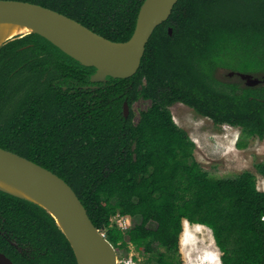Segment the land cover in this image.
<instances>
[{"label": "trees", "instance_id": "obj_1", "mask_svg": "<svg viewBox=\"0 0 264 264\" xmlns=\"http://www.w3.org/2000/svg\"><path fill=\"white\" fill-rule=\"evenodd\" d=\"M4 1L42 6L126 43L146 0ZM220 70L263 78L264 0H180L154 31L138 73L105 84L92 83L95 68L42 36L18 37L0 48V148L63 179L117 251L132 245L157 264H182L187 221L212 231L221 264H264L257 175L211 177L171 112L183 104L264 141V83L223 81ZM141 100L151 107L135 123L124 105ZM255 170L264 180V160ZM116 213L131 219L125 233L111 225ZM0 253L14 264H78L46 210L2 191Z\"/></svg>", "mask_w": 264, "mask_h": 264}, {"label": "water", "instance_id": "obj_2", "mask_svg": "<svg viewBox=\"0 0 264 264\" xmlns=\"http://www.w3.org/2000/svg\"><path fill=\"white\" fill-rule=\"evenodd\" d=\"M179 2L146 0L139 13L135 33L126 43L107 40L58 12L26 2L0 0V23L34 30L31 34L47 39L83 66L95 68L97 72L92 83L105 84L108 78L125 80L138 73L154 31L170 19ZM169 33L173 35V30L169 29ZM27 35H19L12 40ZM229 76H238L249 88L264 83V76L262 79L247 74L230 73ZM129 113L130 107L126 102V118ZM0 176L21 184L47 206L33 203L54 218L69 240L78 264H119L117 250L96 228L75 191L63 179L1 148ZM0 264L14 263L0 253Z\"/></svg>", "mask_w": 264, "mask_h": 264}, {"label": "rangeland", "instance_id": "obj_3", "mask_svg": "<svg viewBox=\"0 0 264 264\" xmlns=\"http://www.w3.org/2000/svg\"><path fill=\"white\" fill-rule=\"evenodd\" d=\"M217 77L223 81L231 78L225 70L218 71ZM231 79L235 81L237 78ZM150 107L151 102L144 100L134 104L130 108V113H134V122L138 123L141 114ZM171 112L175 123L186 130L195 142V158L211 177L233 179L245 171H251L257 175L258 189L264 191V180L255 170V165L264 160V141L244 138L238 128L217 127L211 120L200 117L183 104L173 106ZM240 140L245 144L243 148L237 146ZM117 256L119 264H125L130 259H133L134 264H157L150 261V256L138 253L132 245L117 251ZM180 256L182 264H221L222 254L211 230L185 222Z\"/></svg>", "mask_w": 264, "mask_h": 264}, {"label": "bare ground", "instance_id": "obj_4", "mask_svg": "<svg viewBox=\"0 0 264 264\" xmlns=\"http://www.w3.org/2000/svg\"><path fill=\"white\" fill-rule=\"evenodd\" d=\"M34 33V30L11 23H0V48L19 35ZM0 190L21 199L47 207L34 193L6 177L0 176ZM197 227H200L197 225Z\"/></svg>", "mask_w": 264, "mask_h": 264}, {"label": "built area", "instance_id": "obj_5", "mask_svg": "<svg viewBox=\"0 0 264 264\" xmlns=\"http://www.w3.org/2000/svg\"><path fill=\"white\" fill-rule=\"evenodd\" d=\"M112 227L118 228L122 232H126L132 226L131 219L129 217H124L121 213H116L111 217ZM125 264H134L133 259L125 262Z\"/></svg>", "mask_w": 264, "mask_h": 264}, {"label": "clouds", "instance_id": "obj_6", "mask_svg": "<svg viewBox=\"0 0 264 264\" xmlns=\"http://www.w3.org/2000/svg\"><path fill=\"white\" fill-rule=\"evenodd\" d=\"M185 222H187V221H185ZM185 222H184V225H185ZM189 223V222H188Z\"/></svg>", "mask_w": 264, "mask_h": 264}, {"label": "flooded vegetation", "instance_id": "obj_7", "mask_svg": "<svg viewBox=\"0 0 264 264\" xmlns=\"http://www.w3.org/2000/svg\"><path fill=\"white\" fill-rule=\"evenodd\" d=\"M94 84H100V83H94Z\"/></svg>", "mask_w": 264, "mask_h": 264}]
</instances>
